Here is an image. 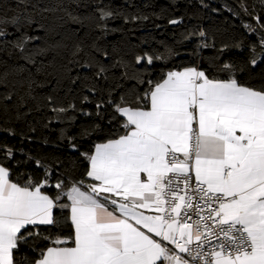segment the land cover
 I'll return each mask as SVG.
<instances>
[{"label": "snow or ice", "instance_id": "1", "mask_svg": "<svg viewBox=\"0 0 264 264\" xmlns=\"http://www.w3.org/2000/svg\"><path fill=\"white\" fill-rule=\"evenodd\" d=\"M16 3L33 11L0 16V87L23 86L20 74L32 75L25 65H38L37 74L54 76L57 84L62 79L80 81L81 104L99 95L95 117L104 119L110 106L112 120L122 118L123 134L80 151L77 140L103 132L101 125L93 120L77 135L61 130L60 139L88 162L87 170L72 178L74 167L60 175L59 161L53 168L35 159L42 174L28 175L23 184L11 179L12 169L5 166L14 148L0 144V264H17V253L25 246L35 255L23 253L19 264H264V87L242 84L235 78L239 66L225 62L219 71L227 78L210 77L198 66L169 70L158 81L148 80L142 95L125 93L116 101L112 93L117 85L107 86L111 68L123 69L125 78L132 69L137 75L131 78L138 79L135 65L151 66L163 57L145 52L134 64L120 57L105 65L94 55L101 51L99 44H87L68 25L106 35L109 21L121 18L117 9L97 7L85 15L70 10L71 3L80 6L79 0H51L43 6L31 0ZM254 19L264 29L261 17ZM180 23L182 19L169 20ZM245 27L256 31L251 24ZM199 35L206 36L203 31ZM209 47L213 45L200 44L196 54ZM259 47V54L256 45L251 48L252 66L264 60V36ZM72 67L90 69L92 75L70 76ZM27 83L28 96L35 99L31 92L36 81L29 78ZM12 97L11 90L0 93L5 112ZM47 99L52 102L51 96ZM51 110L53 119L69 126L77 110L93 115L75 103ZM0 131L16 134L11 128ZM64 228L70 232L62 234Z\"/></svg>", "mask_w": 264, "mask_h": 264}, {"label": "trees", "instance_id": "2", "mask_svg": "<svg viewBox=\"0 0 264 264\" xmlns=\"http://www.w3.org/2000/svg\"><path fill=\"white\" fill-rule=\"evenodd\" d=\"M37 2L43 6L51 0H31L32 4ZM79 2V7L71 3L70 10L87 15L96 11L97 7L110 6L121 14V18L109 21L110 30L106 35L99 29L68 25L69 28L77 29L78 36L87 44L94 41L99 44L101 51L94 52V55L105 65L113 64L120 57L134 64L135 57L145 52L163 57L151 66L135 65L140 73L138 79L131 78L137 75L132 69L128 70V78H125L123 69L111 68L107 86L117 85L112 93L116 101H119L120 96L125 93L135 92L142 95L149 88L148 80L158 81L162 74L169 70H183L185 67L198 66L210 77L227 78L226 73L219 71L225 62H232L239 66L235 78L242 84L257 89L264 87V60H258L255 66L249 63L253 45H256L257 54L262 51L259 47V39L264 36V29L259 28L254 19V16L259 15L261 22L264 23V8L261 7V0H203V4L201 0H79ZM242 4L246 6L247 11L241 7ZM25 10L33 11L31 6L18 7L16 0H0V16L10 17L14 13ZM137 15L147 16L148 19L125 22L123 18ZM170 19H182V23L172 25L169 24ZM248 24H251L256 31L250 32L245 27ZM111 29L116 30L111 31ZM9 30L11 31V28ZM26 30L32 31V29ZM201 31L206 34L205 38L200 37ZM35 34L43 35L39 31ZM204 42L213 47L200 48L197 55L198 46ZM235 44H239L240 48L234 47ZM225 45L228 47L225 48ZM105 52L108 53L107 59L104 57ZM13 62L9 60V64ZM19 63L25 62L20 60ZM37 66L25 65L32 75L29 77L28 72L20 74L17 79L25 81L23 86L17 84L15 88L10 86L9 89L0 87V93L9 90L13 92L12 100L6 102L8 110L5 112L0 106V128H11L16 133L8 135L0 131V144H7L14 148V156L5 166L12 169L11 179L19 178L17 182L21 184L30 174L33 176L42 174L35 165V159H44L53 168H56V163L59 161L61 167L57 171L60 175L68 174V170L74 167L75 171L71 172V177L80 178L87 170L88 162L79 155V152L70 150L66 140L60 139L61 130H66L68 135H77L82 126L95 120L104 129L103 132L84 141L77 140L80 151H91L93 143L114 138V134L117 133L123 134L120 128L122 118L117 117L112 120L113 112L110 106H106L107 110L103 113L104 119L95 117V103L100 99L99 95L92 97L91 103L81 104L80 81L72 84L69 79H62L57 84L54 76L37 74ZM144 67H148L147 73H144ZM240 68H243V71L239 70ZM2 71L3 68H0V72ZM48 71L51 72L52 69ZM77 74L91 76L92 70L72 67L69 75ZM29 78L36 81L31 92V96L35 99L28 96L27 80ZM139 80L144 82L140 83ZM98 83L105 86L103 80ZM83 94L89 95L86 90ZM49 96L52 97L51 103L47 99ZM104 97L107 98V92L104 93ZM21 98H23L22 104ZM69 103H75L77 109L84 108L93 115L84 116L77 110L75 123L71 126L53 119L55 114L51 110L52 107L67 106ZM18 105L19 118H17ZM109 120L112 121L111 124ZM46 123L47 128L44 127ZM20 149L23 152L19 151ZM53 178H56L55 174ZM50 194H54V190H50ZM52 231L55 233L56 229ZM69 232V228H64L62 234ZM25 252L29 256L35 255L29 252L26 246L22 247L21 252L16 256L17 264Z\"/></svg>", "mask_w": 264, "mask_h": 264}, {"label": "crops", "instance_id": "3", "mask_svg": "<svg viewBox=\"0 0 264 264\" xmlns=\"http://www.w3.org/2000/svg\"><path fill=\"white\" fill-rule=\"evenodd\" d=\"M100 143H102V142H100Z\"/></svg>", "mask_w": 264, "mask_h": 264}]
</instances>
